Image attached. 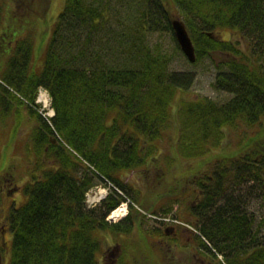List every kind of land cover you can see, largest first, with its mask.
<instances>
[{"label":"trees","instance_id":"trees-1","mask_svg":"<svg viewBox=\"0 0 264 264\" xmlns=\"http://www.w3.org/2000/svg\"><path fill=\"white\" fill-rule=\"evenodd\" d=\"M6 1L0 0V44L7 40L11 53L0 58V118L8 121L7 146L24 121L22 105L35 121L27 199L9 213L8 264H100L107 234L128 233L130 222L141 219L134 206L123 221L106 218L125 197H140L129 194L125 175L157 165L176 121V146L186 158L218 150L229 129L251 135L259 129L244 148L222 152L191 180L199 197L192 211L203 244L224 254L226 264H264V241L255 234L261 238V227L248 205L264 184V0H66L50 34H43L49 39L38 67L32 38L6 36L8 21L17 19ZM173 8L196 47V60H189L213 56V85L227 98L178 102L195 71L172 66L175 54L149 36L152 21L162 20L176 52L185 54ZM41 88L50 94L53 115L36 108ZM94 176L112 189L91 207L86 193L99 183ZM247 182L248 193L242 192Z\"/></svg>","mask_w":264,"mask_h":264},{"label":"rangeland","instance_id":"rangeland-1","mask_svg":"<svg viewBox=\"0 0 264 264\" xmlns=\"http://www.w3.org/2000/svg\"><path fill=\"white\" fill-rule=\"evenodd\" d=\"M65 1H6V6L12 8L9 14L17 16V19L8 21L10 24L4 30L6 36L16 40L27 35L33 39L32 60L36 67H38V61L44 59V48L49 39V36L43 37V34L46 32L48 35L50 34L52 22L63 9ZM172 11L173 20L181 19L176 9L173 8ZM38 16L41 18L39 24ZM152 23L154 30L149 32L150 42H159L169 53L175 54L172 66L194 70L196 74L194 82L188 89L180 90L178 93V102L183 98L192 99L199 96H210L219 100L228 97V92L218 90L216 85H213V56L194 64L184 53L176 52L172 32L168 28H163L162 20L152 21ZM228 33L224 32V36L227 37ZM6 43L2 44L3 48L0 44V58H5L7 54L11 53V50L6 51V46L9 49V45ZM42 88L38 94L36 108L41 111L46 110V114L53 115L55 110L49 100L51 99L50 94L46 88ZM44 93H46L47 99H44ZM12 113L10 114L12 115ZM22 115L24 121L21 122L14 139L12 138V142L8 146L7 142L10 137L3 135L4 126L8 121L0 118V198L2 200L0 206V264L1 262L8 264L12 252V230L9 223L11 205L19 206L27 199L23 185L29 179L27 164L30 158V149H33L34 144L30 132L35 121L26 105H22ZM16 125H18L17 121L10 130L12 135ZM228 131L225 142L218 150H214L213 153L202 158H186L179 153L176 146L178 134V122L176 121L173 129L168 130L169 135H166L162 140L164 150L158 158L157 165L145 168L143 171L138 168L124 174L126 176L124 179L128 180L129 185L126 188L129 190V194L140 197L134 202L132 196L125 197L118 204V207L127 204L124 215H120L121 212H117L118 210L114 211L115 207L114 212L112 211L114 214L111 212L106 218L113 215L115 219L111 220V223L123 221L134 206L133 209L138 208L142 212L141 219L140 221L133 219L130 222L128 233L107 234L103 249L99 254L100 264H155L156 262L159 264H164V262H168L167 264H226L223 260L225 259L224 254L222 256L209 253L208 248L200 241L195 229L196 214L192 211V206L196 205L199 197L193 191L191 180L202 170V173L208 171L209 169L206 168L211 166L222 152H225V155H234L240 148H244L245 144L256 136L259 129L255 135H251L249 131L244 133L230 129ZM5 132L7 133V131ZM259 135L263 137L261 132ZM238 143L241 144L238 145ZM227 175L234 179L233 170H229ZM262 178H264V174ZM94 179L99 183L86 193L87 203L88 205L92 203L91 207L100 205L112 189L111 183L104 184L95 176ZM249 184L250 182H247L242 185L241 191L248 193ZM117 190L118 194L126 196L122 189L118 188ZM94 203H96L95 206H93ZM248 205L250 210H254L256 214L257 224L261 227L262 239L252 225L253 230L257 239L264 241V184L259 189L256 198L253 197ZM121 216L123 218H119Z\"/></svg>","mask_w":264,"mask_h":264},{"label":"water","instance_id":"water-1","mask_svg":"<svg viewBox=\"0 0 264 264\" xmlns=\"http://www.w3.org/2000/svg\"><path fill=\"white\" fill-rule=\"evenodd\" d=\"M173 27L181 48L191 61H195L197 58L196 47L186 24L183 20L176 18L173 20Z\"/></svg>","mask_w":264,"mask_h":264},{"label":"built area","instance_id":"built-area-1","mask_svg":"<svg viewBox=\"0 0 264 264\" xmlns=\"http://www.w3.org/2000/svg\"><path fill=\"white\" fill-rule=\"evenodd\" d=\"M95 204V203H94ZM126 207H127V205L126 204H122V205H120L115 211H119V212H123V211H125L126 210ZM117 211V212H118Z\"/></svg>","mask_w":264,"mask_h":264},{"label":"flooded vegetation","instance_id":"flooded-vegetation-1","mask_svg":"<svg viewBox=\"0 0 264 264\" xmlns=\"http://www.w3.org/2000/svg\"><path fill=\"white\" fill-rule=\"evenodd\" d=\"M196 220H197V216L195 217V222H196ZM200 241H201L202 243L205 244V242H204L201 238H200ZM200 245H201V244H200ZM207 248H208V250H209V251H208L209 253H211V252L214 253V252L212 251L211 248H209V247H207ZM167 263H168V262H164V264H167ZM169 264H170V263H169Z\"/></svg>","mask_w":264,"mask_h":264},{"label":"bare ground","instance_id":"bare-ground-1","mask_svg":"<svg viewBox=\"0 0 264 264\" xmlns=\"http://www.w3.org/2000/svg\"><path fill=\"white\" fill-rule=\"evenodd\" d=\"M44 99H46V93H44ZM51 101V99H49ZM51 105H52V102H51ZM119 212V211H118Z\"/></svg>","mask_w":264,"mask_h":264}]
</instances>
